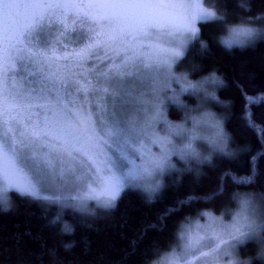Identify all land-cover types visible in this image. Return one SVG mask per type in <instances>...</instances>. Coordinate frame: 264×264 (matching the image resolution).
<instances>
[{"label":"snow or ice","instance_id":"1","mask_svg":"<svg viewBox=\"0 0 264 264\" xmlns=\"http://www.w3.org/2000/svg\"><path fill=\"white\" fill-rule=\"evenodd\" d=\"M206 2L212 7L205 8L204 0H169L167 4L159 0H97L93 3L32 0L26 4L0 0V61L5 64V68L0 69V209L8 211L13 207L6 193L14 190L22 198L61 203L94 216L83 200L95 199L98 207L110 211L116 207L118 198L127 187H142L150 198L160 189L159 181H145L155 170H162L163 161L147 160L143 166H136L129 159L127 148L131 146L129 141L133 133L116 110L119 97L116 84L131 75L127 71L130 67L137 66L154 71V80L160 76L165 80L174 78L172 63L185 56L187 41L199 38L198 21L225 24L227 35L220 38V43L227 50L244 48L257 39H264V26L255 24L264 20V13L239 17L238 23H227L223 0ZM237 6L250 12L251 0H238ZM20 8L28 10L23 20L16 11ZM66 18L72 27H68ZM161 31L166 37L178 33L185 38V49L173 47L166 52L157 43H145L147 34ZM69 45L85 47L77 52ZM206 48L201 42V50ZM105 49H111L116 57L112 61L115 69L110 74L98 76V84L92 91L99 90L111 98V111L106 102L101 108L99 101H88L87 91L72 76L64 78V74L72 70L70 61L77 68L81 66L85 50L92 56ZM13 78L20 81L19 87ZM176 79L178 83L182 82V91L191 89L194 93L203 92L205 96L213 95L208 91L209 86L223 84L215 71L197 83L188 80L186 75ZM152 88L155 96L158 89L154 84ZM78 94L83 95V102L77 99ZM50 95L54 96L55 104L51 103ZM90 103L96 104L95 117L89 108ZM138 103L142 106L144 100ZM212 121V114L205 113L203 122L212 124ZM212 126L219 127L218 123ZM249 126L255 130V125ZM171 131L179 136L184 130L175 128ZM114 138H119L125 145L118 160L103 153V146ZM209 142L224 152L227 138L218 131L216 138ZM186 149L190 150L191 145ZM188 155L200 160L195 151L190 150ZM203 159L211 163L210 157ZM255 182V176L251 175L233 180L244 187ZM69 185L85 187L88 195L74 197L78 201L74 205L62 203V198L55 192ZM93 185L99 187V192ZM222 193L223 189L218 187L208 199ZM232 198L238 203L234 219L231 224L219 227L238 245L264 240V205L259 202L264 199V192L236 191ZM60 219L57 216L54 222ZM185 220L189 223H182L181 230L174 234L177 243L169 242L165 250L154 242L143 253V264H181V260L183 264H193L190 257L211 259L219 244L230 242L216 235L217 247L203 252V247L211 246L200 243V233L212 230V225L208 228L190 227L191 219L186 217ZM73 231L72 225L63 223V234H72ZM74 246V242L63 244L66 251ZM256 258L264 261V249ZM238 264L250 262L239 261Z\"/></svg>","mask_w":264,"mask_h":264},{"label":"trees","instance_id":"2","mask_svg":"<svg viewBox=\"0 0 264 264\" xmlns=\"http://www.w3.org/2000/svg\"><path fill=\"white\" fill-rule=\"evenodd\" d=\"M223 3L227 23L264 13V0H251L250 12L242 11L238 0ZM260 21L264 26V20L256 22ZM226 34L223 23L200 22L199 38L176 65L177 73L193 81L213 71L222 78L214 109L224 119L228 134L224 152L210 153L211 163L179 165L180 171L165 175L153 198L127 188L114 209H94V216L76 212L60 216L56 206L12 192L13 207L0 209V264H143V253L154 242L165 250L169 242L177 243L174 234L188 223L186 217L193 221L211 213L228 221L238 208L234 192H264V39L227 50L220 43ZM201 42L207 46L203 51ZM186 99L195 102L194 95ZM169 116L178 121L182 112L171 105ZM249 125H255V130ZM250 175L256 178L250 187L233 183ZM218 187L223 193L208 199ZM259 202L264 205V199ZM57 216L61 219L54 222ZM63 223L72 225V234L62 233ZM69 242L75 246L66 251L63 244ZM262 249L264 240L247 241L237 248L238 261L264 264L256 258Z\"/></svg>","mask_w":264,"mask_h":264},{"label":"rangeland","instance_id":"3","mask_svg":"<svg viewBox=\"0 0 264 264\" xmlns=\"http://www.w3.org/2000/svg\"><path fill=\"white\" fill-rule=\"evenodd\" d=\"M2 2L26 4L32 2V0H2ZM71 2L93 3L97 2V0H71ZM159 2L167 4L169 0H159ZM203 6L205 8L212 7L206 3L205 0ZM16 11L22 20L28 13V10L25 8H20ZM66 23L68 27H72L71 21L67 18ZM199 23L200 21L196 23V27L198 29ZM259 23L260 24L255 22L256 26H263L261 25V21ZM184 40L185 38L180 37L178 33L166 37L163 31L152 32L144 37L145 43H157L160 49L166 52L171 51L173 47H179L184 50ZM194 40L187 41L186 50ZM69 47L72 48L73 51L78 52L85 46L69 45ZM57 54L60 55L59 52H57ZM67 55H71V53H67ZM115 59L116 57L113 55L111 49L96 51L95 55L92 56H89L87 50H85L83 58L80 60L81 66L77 68L70 61L69 63L72 66V70L70 73L64 74V78L67 79L69 75L72 76L75 80L79 81L80 85L87 91L88 101H99L101 108L105 106L106 102L109 111H111V98L109 96H105L99 90L93 93L92 88L97 86L98 76H101V74H110L111 71L115 69V65L112 63ZM179 61L172 63L171 71L174 73V78L165 80L163 76H160L158 79L154 80L153 78L156 76L154 71L145 69L142 66H137L136 68L130 67L127 71H129L131 75L125 76L122 81H119L116 84V88L119 92V97L116 102V110L120 114L121 120L127 122L133 133V138L129 141L131 146L127 148L129 159H131L136 166H143L147 160L163 161L162 170H155L153 175L147 178L145 181L146 183H156L159 181L161 185L166 174L173 171H180L178 168L180 167L179 165L187 166V164H190L191 161L200 162L204 160V157H209L210 153L212 154L214 151H219L209 142L210 140L216 138L218 131H222L223 135L228 140V134L224 129V119H222V117L217 114L216 109H214V103L219 102L217 98V90L221 85L208 87V91L213 93L212 96H205L203 92L194 93L191 89L188 91H182L183 84L182 82L178 83L176 78L186 75L188 80L193 83H197L205 77L197 81H193L187 74L177 73L178 71L176 65ZM3 68H5V64L0 61V69ZM121 70L123 71V69ZM13 82L16 83L18 87L20 86V81L18 79L13 78ZM153 84L155 85V88L158 89L155 96L152 95ZM104 86L107 87V85ZM109 91L111 92L112 89L109 88ZM191 95H194L195 97L194 103H190V100L186 99L187 96ZM83 98V95H77V99L80 102H83ZM49 99L51 103H56L54 96L50 95ZM141 99L144 100L142 106L138 103ZM153 105H155V110L153 109ZM171 105L177 107V109L182 112L180 120L173 121L170 119L169 109ZM89 108L95 117L97 112L96 104L90 103ZM157 112L159 115H156ZM205 113L212 114V124L218 123V128L213 127L210 123L203 122ZM101 115H104V113L101 112ZM79 126L80 125H74V127ZM175 128H182L184 131L181 135L177 136L171 131ZM189 144L191 145V151L199 153V161L188 155L190 150L186 149V146ZM124 149V143L119 138H114L109 140L108 143L103 146V153L108 158L118 160L120 153ZM93 187L96 188L97 192H99V187L96 185H93ZM127 188L138 189L150 198V194L142 187L130 186ZM158 191L151 194V198H153ZM12 192L16 191L9 190L6 193L9 201H11L10 195ZM55 195L62 198V203L74 205L77 204L78 201L73 198L86 197L88 195V190L83 186L73 187L69 185L65 189L56 191ZM44 202L56 206L60 212V216H63V213L66 214L74 212L89 215L88 213L81 212L74 207L62 206L61 203ZM83 204L92 212H94V209L96 210L97 208H100L98 207L95 199H85L83 200ZM235 212H233V214ZM233 214L228 221L211 213H204L202 218L191 221V224L189 225L190 227L200 225L204 228H208L212 225V230L200 233L202 237L200 243L211 246L203 247L201 251L210 252L213 248L217 247L219 242L214 240L216 235H220L221 240L230 241L228 244H219L218 251L211 256V259L203 257L201 259H196L195 257H190V259L193 260V264H238L239 257L237 256V248L240 245H238L236 241L232 240L227 232L219 227L220 225L231 224L234 219ZM62 221H64L63 217ZM181 264H183V260H181Z\"/></svg>","mask_w":264,"mask_h":264}]
</instances>
